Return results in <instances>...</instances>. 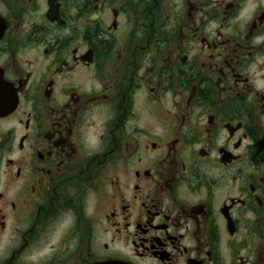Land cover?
Wrapping results in <instances>:
<instances>
[{
	"label": "flooded vegetation",
	"instance_id": "af4514ba",
	"mask_svg": "<svg viewBox=\"0 0 264 264\" xmlns=\"http://www.w3.org/2000/svg\"><path fill=\"white\" fill-rule=\"evenodd\" d=\"M264 264V0H0V264Z\"/></svg>",
	"mask_w": 264,
	"mask_h": 264
},
{
	"label": "water",
	"instance_id": "95a60500",
	"mask_svg": "<svg viewBox=\"0 0 264 264\" xmlns=\"http://www.w3.org/2000/svg\"><path fill=\"white\" fill-rule=\"evenodd\" d=\"M98 264H122V263H119V262H106V263H98Z\"/></svg>",
	"mask_w": 264,
	"mask_h": 264
}]
</instances>
